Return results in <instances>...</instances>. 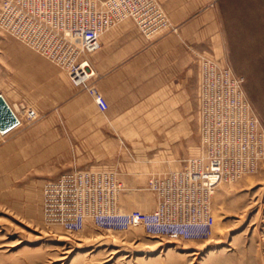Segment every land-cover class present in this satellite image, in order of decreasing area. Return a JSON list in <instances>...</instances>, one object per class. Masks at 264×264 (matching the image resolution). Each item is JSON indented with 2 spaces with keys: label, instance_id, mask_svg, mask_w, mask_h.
I'll use <instances>...</instances> for the list:
<instances>
[{
  "label": "crops",
  "instance_id": "1",
  "mask_svg": "<svg viewBox=\"0 0 264 264\" xmlns=\"http://www.w3.org/2000/svg\"><path fill=\"white\" fill-rule=\"evenodd\" d=\"M217 1L161 0L177 31L155 37L132 19L106 30L89 55L105 111L66 70L14 36L2 39L0 93L20 123L1 151L19 169L45 170L44 181L74 169H116L129 187L122 199L152 172L171 170L172 154L186 152L187 137L200 129L202 55L221 56ZM29 108L37 113L31 121Z\"/></svg>",
  "mask_w": 264,
  "mask_h": 264
},
{
  "label": "built area",
  "instance_id": "2",
  "mask_svg": "<svg viewBox=\"0 0 264 264\" xmlns=\"http://www.w3.org/2000/svg\"><path fill=\"white\" fill-rule=\"evenodd\" d=\"M132 19L148 37L177 31L161 0H0V26L26 46L67 71L98 108L109 102L95 84L90 53L102 34ZM200 132L204 155L182 168L154 172L146 187L157 197L152 210L122 207L129 188L116 169H74L43 187V214L49 223L80 231L89 220L98 227L150 235L204 239L215 227L213 195L223 181L258 169L264 158V125L245 89V78L227 60L201 58ZM27 116L37 117L29 108ZM5 135L0 130V139Z\"/></svg>",
  "mask_w": 264,
  "mask_h": 264
},
{
  "label": "rangeland",
  "instance_id": "3",
  "mask_svg": "<svg viewBox=\"0 0 264 264\" xmlns=\"http://www.w3.org/2000/svg\"><path fill=\"white\" fill-rule=\"evenodd\" d=\"M217 12L219 58L244 76L264 125V0H218ZM7 36L13 35L0 26V45ZM204 154L200 129H193L186 152L172 154L171 170ZM9 157L0 149V264H264V158L256 171L217 186L213 234L185 240L150 235L141 227L107 230L91 220L80 231L49 223L43 214L45 170L19 169ZM135 187L122 207L154 209L155 193Z\"/></svg>",
  "mask_w": 264,
  "mask_h": 264
},
{
  "label": "water",
  "instance_id": "4",
  "mask_svg": "<svg viewBox=\"0 0 264 264\" xmlns=\"http://www.w3.org/2000/svg\"><path fill=\"white\" fill-rule=\"evenodd\" d=\"M19 123L20 119L18 115L0 93V130L6 133Z\"/></svg>",
  "mask_w": 264,
  "mask_h": 264
},
{
  "label": "bare ground",
  "instance_id": "5",
  "mask_svg": "<svg viewBox=\"0 0 264 264\" xmlns=\"http://www.w3.org/2000/svg\"><path fill=\"white\" fill-rule=\"evenodd\" d=\"M67 250V249H66ZM65 256V255H64ZM141 257V256H140ZM144 257V256H143Z\"/></svg>",
  "mask_w": 264,
  "mask_h": 264
}]
</instances>
